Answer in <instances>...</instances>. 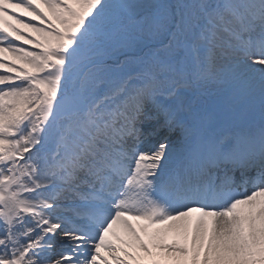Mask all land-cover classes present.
Segmentation results:
<instances>
[{"label": "snow or ice", "instance_id": "6c2138e0", "mask_svg": "<svg viewBox=\"0 0 264 264\" xmlns=\"http://www.w3.org/2000/svg\"><path fill=\"white\" fill-rule=\"evenodd\" d=\"M0 264H264V0H0Z\"/></svg>", "mask_w": 264, "mask_h": 264}, {"label": "bare ground", "instance_id": "6f19581e", "mask_svg": "<svg viewBox=\"0 0 264 264\" xmlns=\"http://www.w3.org/2000/svg\"><path fill=\"white\" fill-rule=\"evenodd\" d=\"M18 42H21V41H14V43L17 44L18 46L27 47V48L31 49V46L23 45L22 42L21 43H18Z\"/></svg>", "mask_w": 264, "mask_h": 264}]
</instances>
